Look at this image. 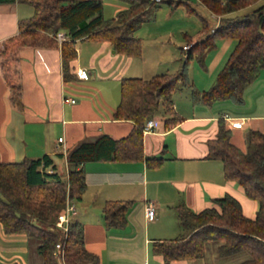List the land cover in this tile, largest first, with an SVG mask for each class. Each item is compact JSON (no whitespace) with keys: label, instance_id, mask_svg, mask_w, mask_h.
I'll use <instances>...</instances> for the list:
<instances>
[{"label":"trees","instance_id":"obj_1","mask_svg":"<svg viewBox=\"0 0 264 264\" xmlns=\"http://www.w3.org/2000/svg\"><path fill=\"white\" fill-rule=\"evenodd\" d=\"M15 0H0L10 3ZM29 3L32 14L18 20L19 32L4 43L6 57L14 47L47 38L45 33L62 30L66 36L61 47L63 80L71 81L76 74L70 62L77 53L75 42L81 38L109 41L116 53L138 56L141 39L134 31L146 20L148 11L158 3L151 0H123L125 8L105 18L103 0H22ZM160 0L158 2H162ZM257 0H199L210 12L219 15L215 26L187 48L175 72L155 73L148 78L124 76L120 79L119 102L112 110L114 120H130L129 132L120 137L98 133L78 141L66 151L67 172L60 171L49 154L24 157L19 161L0 158V224L5 233H19L36 240V252L42 264H59L53 254L60 242L65 264H97L98 255L85 247L83 226L77 220L69 223L66 237L56 227L58 213L67 198L74 202L82 197L86 183L82 164L93 160H143L148 167H158L162 156L143 153L142 126L163 106L164 125L169 128L180 117L173 110L172 93L187 87L193 98L211 104L228 99L243 102V91L264 69V2L241 16L228 13L246 7ZM168 4L173 0H165ZM203 26L207 21L203 20ZM44 33V34H43ZM230 37L235 43L213 83L197 89L187 74L191 59L201 58L216 46L218 39ZM48 41L54 42L50 36ZM13 59L3 60L5 70L12 68ZM11 100L21 105L18 87L11 85ZM215 137L207 140L206 157L221 160L226 179L237 181L248 197L258 201L253 217L246 216L239 201L226 193L213 199L214 204L194 211L184 203L175 205L181 232L174 238L155 240L151 250L164 262L193 260L205 256L206 244L212 242L216 256L236 252L247 256L235 264H264V131L248 128L245 149L231 141L233 127L218 118ZM62 157L58 153L57 157ZM130 199H109L102 205L106 227H119L126 221ZM17 264V263H13Z\"/></svg>","mask_w":264,"mask_h":264},{"label":"crops","instance_id":"obj_2","mask_svg":"<svg viewBox=\"0 0 264 264\" xmlns=\"http://www.w3.org/2000/svg\"><path fill=\"white\" fill-rule=\"evenodd\" d=\"M252 6L253 3L246 7ZM32 12V6L22 0L0 3V158L19 161L46 153L62 171L57 159L58 153H62L58 158L64 161L66 173V151L78 141L101 132L115 138L129 132L130 120L111 117L120 79L124 76L148 78L162 72L158 70L162 56L145 54L143 49L138 56H128L114 52L109 41L81 38L75 42L77 55L70 65L73 72L86 68L88 78L64 81L62 42L48 41L50 33H43L47 38L10 50L6 57L13 59L12 68L5 70L2 66L6 58L2 54L4 43L18 34V20L29 17ZM214 15L217 21L219 15ZM170 31L173 35L171 29L165 34ZM184 33L186 43L195 41L188 32ZM231 39L222 41L221 51L213 53L208 63L203 60L208 72L199 90L206 89L214 81L233 47ZM154 42L155 39L149 42L150 51ZM217 48L216 44L212 52ZM92 71L96 73L97 85L89 82ZM259 78H264V69L249 84ZM12 84L18 87L21 105L11 100ZM182 90L179 87L172 93L173 110L180 117L179 121L167 128L164 116L154 115V128L143 133L144 155L162 156L160 166L148 167L143 160H93L82 164L86 186L81 199L75 202L76 213L71 220L82 224L85 247L98 255L97 264H194L195 259L164 262L151 250L153 241L171 239L181 232L175 210L178 203L199 211L212 206L214 198L228 193L239 201L246 216L253 217L256 213V201L245 194L237 181L224 177L221 160L208 158L206 154L207 140L215 137L220 117L227 124L226 117L242 121L240 127H233L231 141L245 149L242 129L245 126L263 129L264 110H257L263 103L258 99L252 101L251 112H246L231 106L222 108L217 105L220 100L207 104L186 93L189 107L183 109L174 102L179 101L174 94ZM109 92H113L111 99ZM39 134L41 144L35 141ZM58 137H62V141H58ZM109 199L132 201L122 226L106 227L104 224L101 210ZM149 201L156 210L152 220L145 216V205ZM23 248L21 245L20 249Z\"/></svg>","mask_w":264,"mask_h":264},{"label":"rangeland","instance_id":"obj_3","mask_svg":"<svg viewBox=\"0 0 264 264\" xmlns=\"http://www.w3.org/2000/svg\"><path fill=\"white\" fill-rule=\"evenodd\" d=\"M174 3L168 4L167 2H157L158 5L152 7L148 13L145 15V21L142 23L135 31L134 35L140 37L141 39V49L144 50V53L148 54L149 52L162 56L160 67L158 70L162 72H175L179 69L181 58L184 57L186 53L185 50H182V46L188 44L189 46L192 43H186L187 38L184 32H188L189 36L192 39L199 40L203 38L209 31L211 26L216 24V16L210 12L203 4L198 0H173ZM264 0H257L253 3L251 8L243 7L239 10L230 12L227 16H241L245 15L256 7H258ZM127 3L123 0H103V15L105 18H110L113 16L114 12L125 8ZM203 20L207 21V26H203ZM167 29L171 31L168 34H165ZM146 34V35H145ZM152 34V35H151ZM165 34V35H164ZM156 36L155 38H153ZM142 37V38H141ZM170 38V41H169ZM155 39L156 44L152 47L151 51L148 49L149 42ZM231 38H221L218 39L216 44L218 46L217 50L212 52L213 49H209L205 52L203 60L208 63L212 59L213 53L221 51L222 41H225ZM233 42L235 43L234 39ZM233 43V46H234ZM233 48V47H232ZM168 49V50H167ZM232 50V49H231ZM212 53V54H211ZM230 53V52H229ZM228 53V54H229ZM211 54V55H210ZM205 56L207 58H205ZM203 60H198L193 58L190 60L187 68V74L189 80L193 85L199 89L202 82H204L207 70L203 67ZM205 63V62H204ZM96 73L92 71L89 82L95 83L97 85V80H95ZM87 82V81H86ZM213 83V81H212ZM211 83V84H212ZM85 84V82L83 83ZM210 84V85H211ZM208 85V87H210ZM206 87V88H208ZM182 92H176L174 98H179L178 104L180 108L189 107V98L186 97V93L190 94V90L187 87H181ZM181 95V96H179ZM108 97L113 98V92L108 93ZM120 92L118 87L117 94V103L119 102ZM173 98V100H175ZM243 102L241 104H236L228 99L220 100V105L222 108L226 106H231L232 108L244 110L246 112H251L252 101L258 99L263 103L264 106V78H259L255 80V83L249 84L243 93ZM186 99V100H185ZM219 101V100H218ZM218 103V102H215ZM259 107L260 112L264 110V107ZM257 107V108H258ZM157 116H165L163 111V106L159 105ZM249 127L245 126L242 129L243 138L245 141V133ZM264 131V123L263 129ZM51 134V133H50ZM39 144L42 141V137L39 134L35 140ZM41 144V143H40ZM58 159V164L65 171V163L63 160ZM251 198V197H250ZM253 199V198H252ZM257 203L258 201L254 199ZM23 240V242H21ZM23 245V250L20 249V246ZM36 240L28 239L27 237L19 233H5L0 225V263L2 264H42L40 256L37 254L36 249ZM247 256L245 252H236L225 257H218L214 251V245L212 242L206 244L205 256L203 258H198L193 261L194 264H235ZM3 260V261H2Z\"/></svg>","mask_w":264,"mask_h":264},{"label":"built area","instance_id":"obj_4","mask_svg":"<svg viewBox=\"0 0 264 264\" xmlns=\"http://www.w3.org/2000/svg\"><path fill=\"white\" fill-rule=\"evenodd\" d=\"M158 2L160 0H151ZM50 36L58 43L60 44L64 40H66V36L63 31H57L56 33H50ZM189 47L188 44L183 45V49H187ZM76 77L81 78V79H86L88 78L89 72L87 71L86 68H77L75 71ZM73 101V99H71ZM228 119L229 124L232 127H240L242 124V121L240 119H230L229 117H226ZM155 126V118L150 117L148 118L144 125L142 126V133H147L151 131ZM58 141H62V137L57 138ZM65 152V151H64ZM76 213V203L72 200H69L67 198L64 208L58 213L55 225L58 227L62 233L63 236L66 237L69 223L71 221V217ZM156 210H155V205L149 201L145 205V216L147 220H152L155 218ZM53 254L57 257V260L59 264H65L64 258H63V250H62V245L60 242H57L54 247Z\"/></svg>","mask_w":264,"mask_h":264}]
</instances>
